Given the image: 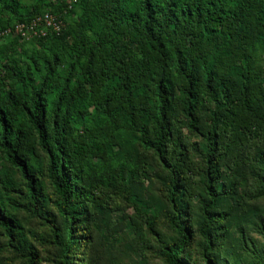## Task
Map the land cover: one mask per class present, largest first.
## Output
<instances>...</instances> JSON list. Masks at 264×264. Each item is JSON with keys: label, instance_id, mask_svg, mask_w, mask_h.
<instances>
[{"label": "trees", "instance_id": "obj_1", "mask_svg": "<svg viewBox=\"0 0 264 264\" xmlns=\"http://www.w3.org/2000/svg\"><path fill=\"white\" fill-rule=\"evenodd\" d=\"M46 15L55 26L44 35L17 34ZM184 128L203 137L201 162ZM125 132L165 173L179 234L167 261L186 264L185 213L202 168L209 241L254 169L264 196V0H0V159L10 169L0 171V253L39 260L24 210L50 228L54 261L73 264L77 248L91 264L103 196L127 168ZM15 172L25 182L20 200ZM43 179L57 213L46 210Z\"/></svg>", "mask_w": 264, "mask_h": 264}, {"label": "rangeland", "instance_id": "obj_2", "mask_svg": "<svg viewBox=\"0 0 264 264\" xmlns=\"http://www.w3.org/2000/svg\"><path fill=\"white\" fill-rule=\"evenodd\" d=\"M51 26L53 21L50 22ZM45 30H48L47 28ZM44 30V32H45ZM184 133L192 142V159L202 161L201 154L206 150L203 137L192 135L187 128ZM125 144L121 159L127 162L124 178L119 181L117 191L105 193L104 208L96 217V226L92 231L91 264H169L167 254L179 240V234L173 227V219L177 212L171 199L167 197L166 187L160 176L164 173L159 161L153 153L139 147L129 132L124 133ZM118 150V149H117ZM45 162V161H44ZM9 171L8 165L0 159V171ZM0 172L1 175L5 173ZM16 190L13 195L19 200L25 194V182L15 172ZM193 180L197 183L200 195L186 211L188 229L192 233V241L188 246V254L181 257L186 264H264V196H259L261 185L257 180V171L249 172L239 188L236 198L229 199L226 210L222 211L224 219L216 222L219 230L212 229L210 237L203 233L202 208L207 197L203 190L206 181L202 168ZM46 184V210L57 213L56 197L49 181ZM229 191V189H227ZM153 218L149 224L143 213ZM20 215L26 221V232L40 256L36 264H59L54 261L56 251L47 240L50 228L39 218L27 211ZM6 240L0 230V243ZM209 244L212 247H209ZM80 250L74 248L71 255L73 264H82ZM0 264H26L17 250H6L0 253Z\"/></svg>", "mask_w": 264, "mask_h": 264}, {"label": "built area", "instance_id": "obj_3", "mask_svg": "<svg viewBox=\"0 0 264 264\" xmlns=\"http://www.w3.org/2000/svg\"><path fill=\"white\" fill-rule=\"evenodd\" d=\"M51 21H52V18L49 15H46L43 18L32 19L30 22L19 24L17 26L16 31L18 32L17 34L21 33V34H23V36L28 37L31 35H37V33H38L37 29L39 27H42L43 30H42L41 34L44 35L45 34L44 30L47 27H50Z\"/></svg>", "mask_w": 264, "mask_h": 264}]
</instances>
